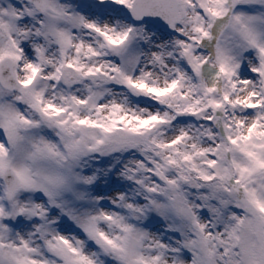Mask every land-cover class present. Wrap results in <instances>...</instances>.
<instances>
[{
  "label": "snow or ice",
  "instance_id": "obj_1",
  "mask_svg": "<svg viewBox=\"0 0 264 264\" xmlns=\"http://www.w3.org/2000/svg\"><path fill=\"white\" fill-rule=\"evenodd\" d=\"M0 264H264V0H0Z\"/></svg>",
  "mask_w": 264,
  "mask_h": 264
}]
</instances>
